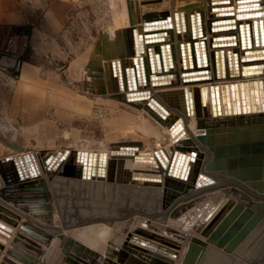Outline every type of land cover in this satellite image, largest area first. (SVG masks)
<instances>
[{
    "label": "bare ground",
    "instance_id": "1",
    "mask_svg": "<svg viewBox=\"0 0 264 264\" xmlns=\"http://www.w3.org/2000/svg\"><path fill=\"white\" fill-rule=\"evenodd\" d=\"M129 1L130 0H128V2ZM219 1L222 3L221 6L223 7V12L226 8H228V6H232L234 8L232 9L234 12L238 9V0H228L230 2L229 4L225 2L226 0H201V2L195 5L193 8H191L192 6L189 8H180L171 13H161L158 11H154L146 14H141V11H138V5H140V3H138L137 5V11L131 12L129 10L131 14L129 13L127 8V14L131 15L130 23H137V26L134 25L135 27L132 25V27L136 29V37L132 30L133 28H131L130 30L126 28L127 26H125L124 29H120L118 27V30L124 31V46L128 45V47L126 50H124V62L115 59L116 76L113 75L111 61H106L102 59V55L100 56L98 52H96L97 54L94 56L91 66L95 67L96 69L100 68V71H91V78H94V81H98L99 83H101V85L103 84L102 90H105L104 87H106L107 84V88L109 90L108 92H110V94H108L110 99L111 96L116 98L117 96L122 95L124 96L123 104L136 111L146 112L148 114L146 116H150L153 120H155L154 122H157L170 133L171 141L168 146L166 145V147L158 146L151 149L150 151H136L134 150V148L125 150L124 152L126 154H124V156L114 158L110 156V152L116 146L117 143L115 142L110 144L106 143L107 145L103 149L98 150L89 148H78V150L80 151L87 152H107L108 160L113 163L111 167L109 164H107L105 169V175L103 178H98L96 176L95 178L91 179V182H94V187L89 188L88 190L91 191V194L93 196L99 195L100 199L101 195L100 200H102L103 196L111 197V194L115 192L114 197L118 198L120 194H122L124 191V194H130L127 195L128 197L125 196L129 198V200H133L132 196H136V199L138 200L137 192L142 193L144 189V191H149L148 197L151 195H158L160 192V171L164 173V169L162 168V165L158 164V162L155 160L154 151L163 149L166 152H170L173 149H176L181 146H186L189 147L191 150L196 149L198 151L196 161L194 163H191L190 176L187 179L188 181L197 182L200 173L212 172L205 170V164L207 162L205 163L204 161V155L205 151L208 152V148H206V146L200 143L198 139L199 134L206 132L210 133L214 138L215 144H218L219 146H223L224 144L226 148L225 156L229 158L232 155V153L229 151V130L233 128L231 121L228 122L229 119H232V122H235L236 124H238L240 120L245 121L243 124L247 127H250V130L252 131L256 126L264 130V68L248 70L247 67V64L259 62L249 61L253 57H264V51L261 50L264 48L261 36V26L258 22H256L257 33L255 34L257 35L258 45H254V29L253 27H250L249 38L247 31H245V29L243 31L244 47H242L238 22L235 23L237 27L234 31V33L236 34L235 38H233L232 40H215L214 36H216V34L211 31V22L217 19L218 13L222 12V10L216 11L215 9ZM135 4L136 2H134V6ZM241 5H245V3H241ZM254 5L260 6V10L263 12L260 18L264 20V0H259V2L255 3ZM254 5H252V7H254ZM134 10H136V8ZM235 14H237V12ZM166 16H170V20L159 24L160 26L171 25V28L167 29V34L164 37L165 40L157 43H148L146 41L147 37H144L143 43L140 44V41H138L139 34L146 33V31L144 30V27L146 25L144 24V21L148 22L152 19H161L165 18ZM196 20L200 22L197 31L203 30L202 32L205 36L204 39L206 41V50L204 55L207 56V58L205 57L207 61L201 60L198 62V65L208 64V77H210V79L199 82H191L190 79L194 76H192L191 74L188 75L187 72L191 70L192 65L195 64L192 53L194 48V41L203 40L202 38H200L201 32L198 33V38H195V36H197ZM114 33L117 34V30ZM249 39L252 49H260L261 51H259L258 53H253V51L249 50ZM136 43L137 45L140 44L138 46H142V48L138 47L137 51L135 50ZM149 47H151V52L148 51ZM196 50L199 53L201 51L199 46L198 48H196ZM155 52H162V57H157L155 55ZM205 58L203 57V59ZM259 70H262L263 73H258ZM247 72H250L251 74H245ZM137 73L138 77H136ZM170 73L173 76L166 78L156 77L157 74L161 75ZM123 80L124 84L122 85L121 82ZM252 80H256V82H252ZM226 84L228 86H223ZM232 84H236V86L232 88ZM135 90H147L148 93L146 95H143L145 97L143 100L132 102L128 101V98H130V95L128 94ZM225 92H227L226 101H224ZM233 94L236 98H234ZM115 98L114 100L120 103V101ZM173 98H176L179 103V106L177 107L178 109L176 107H172V103L165 100H174ZM207 100L214 101L211 106L212 114L208 113L209 110L205 104ZM189 120H191V123L188 124ZM220 121L221 123H219ZM173 123L176 124L173 128H170ZM179 123H181L182 128L186 134L180 140L176 141L177 134L174 133V128ZM226 124H229V128L225 127ZM131 143H134L133 145H135V142ZM68 148L69 147H64L60 149L65 150ZM45 153L46 152H44V150L42 151L39 148L34 147L31 150L24 151L20 154L17 153L14 155V157H12L14 161L12 160V158L0 161V170L8 172L10 175L13 176V173L15 172L14 166L15 164H17V167H19L23 175V181L19 180V185H36L38 183L42 186H45L46 189L48 182L47 179L50 171H48V166L45 163V159L47 156L45 155ZM186 153L190 154V151ZM24 155L29 156V163L27 162V160L24 159ZM28 164H31L33 166L35 172L38 174L37 177L33 178V176H31L28 171ZM149 172L151 174L150 176L143 177L145 175L144 173ZM218 172H223V174L227 173L225 171ZM26 174L27 176H29L27 177ZM139 178H147V180H142ZM153 179H157L158 181H154ZM262 180H264V178H262ZM137 183H139L140 186L142 185L141 188L138 187V185H134ZM2 184L3 182L0 175V192L3 190ZM97 184H100L101 187H97ZM3 192L4 191H2V194ZM45 193L47 194L46 191ZM232 193L233 191H218L195 197L192 200L181 203L171 212L169 219L165 221L161 226L159 223V218H151L150 216L152 215L149 213L146 214L148 216L150 215V218L147 219H150L152 223L146 220L147 216H145V219L143 220H141L143 217L139 216L138 218L124 220V222H116L113 224L103 222L94 225L97 226L98 224L102 225L104 223L110 224V227L112 226L111 231L109 232L110 234L114 233V230L117 231L118 229H122L121 227L123 226L124 236L121 232L120 234L122 235H120L119 237L117 236L118 238H120V241L118 243L119 245H116V247L120 246L125 240L127 230L129 229L133 230L134 227H140L150 232H155L154 229L159 228V230L162 231H158L159 234L162 233V235H166L167 238L172 240L173 243L180 245V249H176L175 247L172 248V250L178 253L177 258H171L170 256L163 255L161 253L158 254L160 258H163L164 260H166V262H171L172 264H183V261L184 259H186L188 252L191 251L190 243L194 240H196V242L198 243L197 245H199V249L193 252L192 257H190L191 261L189 264H251V259L254 257V253H256L258 249L264 248V208H262L260 211L262 213V221L260 222L259 226L255 225L251 227L248 224L253 217L250 219V216L255 215L257 213L255 206L251 207L252 212L245 218L244 223H242L241 226L234 233L236 236V234L241 232L242 229L248 228V231L242 238V243L237 244V247H234V251L229 250L226 245L222 246L210 242L208 238L202 236L200 233H196L193 229L195 224H201L202 229L207 227L212 222V220L222 212L223 208L228 203V201L235 200V203L239 202L240 200L238 201V199H236V194L238 193L235 194V191L234 194ZM2 194H0L1 207L9 208L14 213L16 212V214H23V211L19 204L9 206L8 202L10 201L4 200L1 196ZM142 196H144V194H141V196L139 197H141L142 199ZM110 197L106 199L110 200ZM156 198L154 197L153 199ZM146 199L148 200V198ZM149 201L151 200L149 199ZM158 202L159 200L157 201V203ZM190 203L192 204L189 205ZM41 204V206H49L48 209H45V214L49 215L47 216V220L44 217H34H36V219L44 218L46 222L44 220L39 221H44L45 225H37V223L39 222L35 224V221L33 219L32 221L34 225L38 228L40 227L47 232H53L56 235L52 241V246L56 245V243H59L61 245H57L55 247L61 248L64 245V240L60 239L57 234L62 235V237L64 238H73L75 234L79 233L82 230V228L89 229V227H95L94 225H87L81 227L80 229H65L63 220L61 219V209L57 207L54 202H52V199L46 198L44 203ZM101 204L102 202L96 203L93 205V207L91 206V208L95 210L100 209ZM154 207L158 208L159 203ZM154 207L152 206L148 208L149 211ZM246 208L248 207L245 206L242 210H240L239 212L241 213L238 212L236 216L232 219V221L227 224L223 234L231 230L237 224V219L246 210ZM24 210L28 211V209ZM30 213L33 215L32 212ZM116 213L117 215L119 214L118 211ZM209 213L210 216L207 217ZM20 220L21 216L18 220V225L16 227H12L13 231L10 234V237H4L0 234V237L5 239L4 248H0V264L3 259H5L6 262L10 261L15 262L16 264H24L16 260L11 255L9 249L11 245L20 246L21 248H23L22 245L18 244L17 242H14L15 238H18L19 240H22V242L24 241L27 243L31 241V239L25 238L23 234H21V232H17L16 236L15 231L19 226ZM1 222L6 224L3 221ZM148 223H150L151 225H155V228H150L149 226H146V224ZM166 228L169 229L168 232L165 230ZM108 231L109 230H107V232ZM103 233L101 235H103ZM204 247L206 248L205 251L202 250ZM209 247L213 248L207 251ZM103 248H105V246H103ZM56 250H58V248H56ZM206 251L207 253L204 255ZM90 253L91 252L89 250L88 252H86V254H88V258L91 257L89 255ZM100 253H103V251ZM39 259L41 261V256L39 257ZM10 262L8 263L10 264Z\"/></svg>",
    "mask_w": 264,
    "mask_h": 264
},
{
    "label": "water",
    "instance_id": "2",
    "mask_svg": "<svg viewBox=\"0 0 264 264\" xmlns=\"http://www.w3.org/2000/svg\"><path fill=\"white\" fill-rule=\"evenodd\" d=\"M148 1L154 0H141V4L145 5ZM227 4L230 2L226 0ZM259 0H238V9L234 12L232 6H228L223 12V7L219 1L215 7L216 11L222 10V12L217 14V19L211 22L212 28L211 31L216 34L214 39L216 40H232L236 37L234 31L236 30L235 23L238 22L239 34L241 38V45L244 47V37L243 31H247L249 38L250 27L254 29V45H258L257 28L256 25L258 22L261 26V36L264 44V34H263V12L260 10L259 5H254L258 3ZM245 3V5H241ZM254 5V7H252ZM254 8V9H253ZM232 10V11H230ZM253 10V11H252ZM230 11V12H228ZM237 12V14H235ZM200 19V18H199ZM170 20V16L165 18L153 20V21H144L145 27L144 30L146 33H142L138 36V41L140 44L143 43V38L147 37L148 43H157L165 40V35L167 34V29L171 28V25L160 26L159 24L167 22ZM259 20V21H257ZM200 22L196 20V33L198 38V33L201 32L200 38L201 41H194L193 48V59L195 64L192 65L191 70L187 74H191V82H199L203 80H208V64L198 65V62L201 60L207 61V56L204 55L206 50V41L205 36L202 31L198 30V25ZM124 29V28H123ZM136 37V29H132ZM121 30L117 31L119 34ZM149 38V39H148ZM137 41V40H136ZM138 44V45H140ZM137 43L135 45V50H138ZM250 45V39H249ZM109 46L112 48L110 52L104 51L102 59L111 61L113 68V75L116 76L115 72V59L124 62V47L122 43L114 40L110 42ZM200 47V53L196 48ZM249 50L258 53L259 51H264L263 49L253 50L252 46H249ZM148 51L151 52V47L148 48ZM217 52V51H216ZM190 53V52H189ZM157 57H162V52H155ZM204 55V56H203ZM216 55V53H215ZM203 57L205 59H203ZM94 59L92 54L89 63L86 66L88 71H100L95 67L91 66V63ZM135 60V59H134ZM162 60V58H161ZM136 61V60H135ZM191 61V60H190ZM249 61H259L257 63L247 64L248 70L256 68H264V57H253ZM263 61V62H260ZM128 69V68H127ZM247 70V71H248ZM137 71V70H136ZM263 73L262 70H259L258 73ZM245 74H251L247 72ZM256 74V73H254ZM138 73L136 74V77ZM173 76L170 74H157V78H166ZM138 80V78H137ZM256 82V80H252ZM124 84V80L121 82ZM244 83V82H242ZM223 86H228L223 85ZM236 84H232V88ZM148 92L147 90H135L130 92V98L128 101H140L143 100ZM234 95V94H233ZM234 98L235 95H234ZM116 99L124 103V96H117ZM227 99V92L224 93V101ZM233 128L229 130L230 133V149L229 151L232 155L227 158L225 156L226 148L215 144L214 138L210 133H201L198 135L200 143L206 148L211 155L212 159L207 161L205 164L206 171L212 172H203L199 175L198 181H188L187 179L190 176L191 163L196 161L198 151L196 149L191 150L189 147L181 146L176 149H173L170 152H166L163 149L154 151V158L158 164L162 165L164 173L160 171V194H159V215H152L151 218H159L160 226L169 219L172 209L174 206H177L181 203H184L188 200H191L195 197L202 195L218 192V191H240V201L235 203V200H230L223 208L222 212L218 214L212 222L205 228L202 229L201 224H195L193 229L196 233H200L202 236L209 239L210 242L222 246H227L229 250L234 251V247L237 244L242 243V238L248 231V228H244L241 232L236 234V230L244 223L245 218L250 215L252 212L253 206L256 208V214L249 221V226H259L262 217L260 212L264 208V130L254 127V130L246 129L247 126L243 124V120H240L238 124L232 122ZM176 123H173L170 128H173ZM174 133L177 134L176 141L180 140L186 133L182 128L181 123L177 124L174 128ZM132 144V145H131ZM131 142H119L111 150L110 156L121 157L126 154L124 151L132 148H136L138 145H133ZM13 148L17 150H22V146L19 144H11ZM134 146V147H133ZM190 151V154L186 152ZM24 159L29 163V156L24 155ZM13 160V158H12ZM14 161V160H13ZM45 163L48 166V185L55 190L54 185H68L69 189L80 191V188H83L86 192L85 187L92 188L94 187V182H91V179L103 178L105 175V169L107 164L113 165V163L108 160L107 152H87L80 151L75 148L68 149H59V150H49L47 153ZM15 172L13 176L8 172L0 170V175L2 178V191L0 194L4 200L15 202L20 205L21 209H28L36 217L48 218L45 209H48V205H43L46 198H50V194L45 193V186L41 184H24L19 185V180L23 181V175L17 167V164L14 166ZM28 171L31 176L37 177L33 166L28 164ZM216 171V172H213ZM218 171H225L226 174L220 173ZM27 176V174H26ZM29 176V175H28ZM27 176V177H28ZM147 180V178H139ZM158 181L157 179H153ZM97 187H101L100 184H97ZM87 191H89L87 189ZM90 193V192H89ZM56 194V193H54ZM91 194V193H90ZM101 199V195H100ZM98 195V200H100ZM104 199L100 200L99 203L103 202ZM255 201V202H254ZM190 203L189 205H191ZM246 210L241 214L237 219L236 225L224 233V229L227 224L232 221L236 214L242 210L244 207ZM258 209V211H257ZM115 210H104V209H88V210H66L61 209V214L64 228L65 229H80L83 226L94 225L97 223H116L124 222V220L131 219L133 212L127 211L126 213L120 212L118 215ZM142 216L145 213L141 212ZM241 213V212H239ZM239 215V214H238ZM141 216V217H142ZM148 216V215H146ZM210 216V213L207 217ZM20 219V214L14 213L9 208H4L0 206V234L4 237H10L12 233V227L18 225V220ZM145 218H142L143 220ZM150 223L152 221L147 219ZM5 222L6 224L2 223ZM205 221V220H204ZM150 223L146 224L150 228H155V225ZM130 227V226H128ZM133 227V226H132ZM21 230L25 231L27 234L32 236L35 240L40 241L44 244L45 248L31 240L30 242H22L18 238H15L14 242L22 245L23 248L16 245H11L9 247L11 255L24 264H41L39 259L40 256L45 254L46 248L50 247L54 237L56 236L53 232H47L41 228H38L32 222H26L21 225ZM155 232H150L144 228L134 227L133 230L129 229L126 233V238L120 246L115 248H108L104 254H99L98 251L90 250L92 254H96L93 258H88L86 254V249L82 251V244H79L78 240L67 237L64 238L62 235L57 234V236L64 240L63 247L60 249L59 255L54 259L55 264H172L171 262H166L163 258H160L158 254H163L170 256L171 258H177L178 253L172 248L180 249V245L173 243L172 240L167 238L166 235L159 234L162 232L159 228L154 229ZM153 230V231H154ZM167 232L169 229H165ZM159 231V232H158ZM166 234V233H165ZM5 244V239L0 237V248L3 249ZM196 240L190 243V250L186 259H184L183 264H189L194 251L199 249V245ZM237 247V246H236ZM235 247V248H236ZM150 249V250H149ZM205 247L202 249L205 251ZM86 251V252H85ZM231 251V252H233ZM90 253V254H91ZM89 254V255H90ZM5 259L2 260L1 264H9ZM51 262V264H53ZM10 264H16L15 262H10Z\"/></svg>",
    "mask_w": 264,
    "mask_h": 264
},
{
    "label": "rangeland",
    "instance_id": "3",
    "mask_svg": "<svg viewBox=\"0 0 264 264\" xmlns=\"http://www.w3.org/2000/svg\"><path fill=\"white\" fill-rule=\"evenodd\" d=\"M134 2H136L135 4L136 7L134 6ZM200 2L201 0H154V1H148L147 4L142 5L141 0H130L129 2L128 0H79L78 4L74 5L73 7L71 6L68 13H66L67 21L65 25L62 27V29L59 31L58 35L55 37L38 36L36 37V39H34L32 35L33 26L31 25L26 27L13 26L11 29L10 36H15L17 38L16 41L17 49L15 51L13 49L12 50L15 53V55L18 58H21L23 61V65L19 68V70L15 72L17 78V84L21 83L20 79H22L23 77L22 72L27 64H34L37 66H41L42 68H39L36 71L38 73L36 75L39 78L43 77L48 79L49 81L48 86L50 92L55 93L58 92V90H63L66 88L70 89L73 92L80 94V98L82 100V106H84L81 109L80 114L78 113L76 114V117L74 118L72 124L57 126V127H64L65 130L63 131V135L57 138H54L55 136H50L49 143L56 145V147H59L60 145H64V146L66 145V146H71L69 148H77V149L89 148L95 150L103 149L108 143L110 144L114 142L115 143L135 142V145L139 146L134 148V150L136 151L137 150L150 151L151 149L158 146L160 147H166V145L168 146L171 141L170 139L171 135L164 127L159 125L157 122H154L155 120H153L150 116H146L148 115L146 112L136 111L121 102L119 103L116 100H114L115 97L113 96H111L110 99V97L108 96L110 92H108L109 90L107 88V84L106 87H104L105 90H102L103 84L101 85V83H99L98 81L97 82L96 80L94 81V78H91L92 77V75L90 76L91 71H88L86 69V66L89 63L92 54L94 56L97 54L96 52L99 51V47L100 50L102 48L103 52L105 50L107 52H110L112 50V48L108 46V43H101V40L99 39H101L102 36L113 35L114 37L115 35L114 32L119 28H124L125 26H127L126 28L131 30V28H133L132 25L137 26V23L134 24L130 23L131 15L127 13L129 10L131 12L137 11L138 3H140V5H138L139 8L138 11H141L140 12L141 14H146L154 11L156 12L158 11L161 13L163 12L171 13L180 8H185V7L189 8L191 6H192L191 8H193L195 5H197ZM135 8L136 10H134ZM130 11L129 13L131 14ZM95 41L97 42V44L95 43ZM112 42H114V40H112ZM127 47L128 45H125L124 50H126ZM3 48L7 49V46H4ZM173 99L174 100H170V99L169 100L165 99V100L171 102L172 107L177 108L179 106V103L176 98ZM213 103H214L213 100H207V102L205 103L209 110L208 111L209 114H212L211 106ZM51 113L53 112L50 111V115H52ZM230 121H232V119L228 120V122ZM244 122L245 121H243V123ZM189 123H191V120L188 121V124ZM219 123H221V121ZM4 125L5 123L2 121V118L0 116V133H1V128ZM53 126L54 125L50 124L49 128L52 129ZM228 126L229 124L225 125L226 128H229ZM246 129H250V127H247ZM8 133L10 132H7L5 134ZM11 134L14 136V133L11 132L9 135ZM1 139H3L2 136H0V141H2ZM52 140L55 141V143ZM3 146H4L3 142H0V155L2 154L1 156L6 154H16V153L20 154L24 151H28L32 149V148L28 149L22 147V150H17L16 148L13 147L5 148ZM56 147L52 149H44V148H39V149L42 151L44 150V152H46L45 155H47L49 150H56L57 149ZM210 159H211V155L209 154V152L205 151V155H204L205 163L207 161H210ZM144 174L145 175L143 177L151 175L150 172ZM48 184L49 183L47 182V185ZM134 185L136 186L138 185V187L140 188L142 186V185L140 186L139 183ZM54 188L55 190L52 189L51 186H47L44 191L50 194L51 196L50 198L52 199V202H54V204L62 210L65 208L66 210L70 209L72 211H78L83 209L88 210L91 208V206L93 207V205L96 204V201L98 200L97 199L98 195L93 196L92 194H90L91 191H87V189H89L87 187H85L86 192L82 190L83 188H80V191L69 189L68 185H63L62 183L61 185L55 184ZM144 190L142 193L137 192L138 200L136 199V196H132V195L131 196L133 200H129V198H127L128 197L127 195L130 194L127 193L124 194V191L122 194H120L118 198L114 197L115 192H113L114 194L112 193L111 197L108 196L110 197L109 198L110 200L106 199L108 197L103 196V199L105 201L103 200L101 204V208L104 210L106 208H108L106 210L109 209L115 210L118 211V213L132 211L133 212L132 218H138L139 216L141 217L142 216L141 212L145 213V215L142 216L143 218L146 216L147 213L151 215H159L157 214L159 213V207L155 208L154 206L158 205L159 203V202L157 203V201L159 200L160 192L158 195L156 194L148 197L149 191L147 190L144 191ZM236 193L241 195L240 191H235V194ZM141 194H144V196H142L143 197L142 199L141 197H139L141 196ZM232 194H234V191ZM238 194H236L237 195L236 199H238L239 201L241 200L240 199L241 197ZM154 197L155 198L157 197L156 198L157 200L153 199ZM146 198H148V200ZM111 199L113 200V202ZM149 199L151 201H149ZM106 200L108 201V203ZM131 201H133L134 203ZM97 203H99V201ZM152 206L154 208H152L149 211L148 208ZM177 206H174L172 211ZM128 208H132V209H128ZM22 211L25 210L23 209ZM21 216H23L21 217L23 218L22 224L26 222L33 223L32 218L34 217V215H32L31 213L25 214L23 212ZM149 216H147V218H150ZM253 216L254 215L250 216V219ZM104 224L102 225L98 224L97 225L98 227L94 225L95 226L94 228L93 227L91 228L89 227V229L86 228L88 230L82 228V230L79 233L75 234L73 238L78 240L79 244L83 245L82 251H84L85 248L87 251L95 250L98 251V253L99 251L100 252L103 251V253H99V254H104V252H106L109 247L115 248L116 245H119L118 243L120 241V238L118 237L122 234L124 236V227L123 226L121 227L123 230L122 229H118L117 231L114 230V233L110 234L109 232L111 231L112 226L110 227V224H105L104 226ZM107 230L109 231L107 232ZM120 232L122 234H120ZM102 233L103 235H101ZM41 245L45 246L42 243ZM57 245H61V244L56 243V245L54 246L51 245L50 247L46 248L45 254L41 256L42 258L41 264H47V263L51 264V262L52 263L54 262V259L58 257L60 249L62 248V247L61 248L55 247ZM103 246H105V248H103ZM56 248H58V250H56ZM212 248L213 247H209L207 251L211 250ZM207 251L204 253V255L207 253ZM95 255L96 254L91 253L90 258H93ZM251 260H252L251 264H260V263L264 264V248L258 249L256 253H254V257Z\"/></svg>",
    "mask_w": 264,
    "mask_h": 264
},
{
    "label": "crops",
    "instance_id": "4",
    "mask_svg": "<svg viewBox=\"0 0 264 264\" xmlns=\"http://www.w3.org/2000/svg\"><path fill=\"white\" fill-rule=\"evenodd\" d=\"M78 2L79 0H0V48L10 37L13 26H33L32 35L34 39L38 36H57L67 21L66 13L71 6L73 7ZM121 32L118 35L114 33V37L113 35H104L99 40L101 43H108V46L112 40H115V42L122 43L124 47V31L121 30ZM95 43L97 44L96 41ZM100 53L102 54L103 50L102 48L100 50L99 47L98 54L101 56ZM39 68L42 67L27 64L24 69L22 68L23 77L20 79L21 83L18 84L14 71L0 69V116L5 123L1 128L0 136L3 139L0 142H3L5 148H12L11 144H19L28 149L33 147L52 149L56 147V145L49 143L50 136H55L54 138L62 136L65 129L57 126L72 124L76 114H80L84 107L80 94L70 89L58 90L55 93L50 92L48 79L39 78L36 75ZM50 111L53 112L52 115H50ZM50 124L54 125L52 129L49 128ZM4 132H12L14 136ZM53 142L55 143V141ZM60 146L56 148L71 147ZM1 155L0 161H4L14 157L15 154ZM16 204L8 202L9 206ZM23 212L30 214L27 211ZM18 214L22 215V213ZM22 219L19 221L15 234L21 232L25 238L40 242L21 230ZM32 219L35 224L39 222L37 225H45L47 220L44 218L36 219V217Z\"/></svg>",
    "mask_w": 264,
    "mask_h": 264
},
{
    "label": "built area",
    "instance_id": "5",
    "mask_svg": "<svg viewBox=\"0 0 264 264\" xmlns=\"http://www.w3.org/2000/svg\"><path fill=\"white\" fill-rule=\"evenodd\" d=\"M16 41L17 38L15 36H10L3 45V47L7 46V49L3 47L0 48V69L4 71H14L15 77V72L23 65L22 59L18 58L13 52V50L15 51L17 49Z\"/></svg>",
    "mask_w": 264,
    "mask_h": 264
}]
</instances>
